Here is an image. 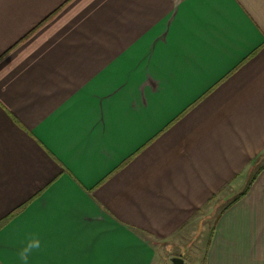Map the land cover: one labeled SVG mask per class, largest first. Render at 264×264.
I'll return each instance as SVG.
<instances>
[{"label": "crops", "instance_id": "obj_1", "mask_svg": "<svg viewBox=\"0 0 264 264\" xmlns=\"http://www.w3.org/2000/svg\"><path fill=\"white\" fill-rule=\"evenodd\" d=\"M260 160L264 0H0V264H264Z\"/></svg>", "mask_w": 264, "mask_h": 264}, {"label": "rangeland", "instance_id": "obj_2", "mask_svg": "<svg viewBox=\"0 0 264 264\" xmlns=\"http://www.w3.org/2000/svg\"><path fill=\"white\" fill-rule=\"evenodd\" d=\"M262 163L263 162H261L260 160V163H257V166L254 165L253 172ZM210 225L212 226V222L211 224H208V226ZM208 234H209V230L202 232L201 236H199L197 239L193 241V246L189 247L187 251H183L182 255L185 257L187 264H205L206 253H205L204 248L208 242ZM170 262L171 261L169 259V263Z\"/></svg>", "mask_w": 264, "mask_h": 264}, {"label": "trees", "instance_id": "obj_3", "mask_svg": "<svg viewBox=\"0 0 264 264\" xmlns=\"http://www.w3.org/2000/svg\"><path fill=\"white\" fill-rule=\"evenodd\" d=\"M263 167H264V164H261L257 167V169L251 174V176L247 180V183L242 188V190L237 193L236 197L226 207L230 206L233 202L237 201L239 198H241L248 192V190L250 189L251 185L253 184L254 180L256 179L260 171L263 169Z\"/></svg>", "mask_w": 264, "mask_h": 264}, {"label": "clouds", "instance_id": "obj_4", "mask_svg": "<svg viewBox=\"0 0 264 264\" xmlns=\"http://www.w3.org/2000/svg\"><path fill=\"white\" fill-rule=\"evenodd\" d=\"M39 247H40L39 241H36V242L32 243L24 253H22L21 258L25 261V264L27 261L28 252H30L33 248H39Z\"/></svg>", "mask_w": 264, "mask_h": 264}, {"label": "water", "instance_id": "obj_5", "mask_svg": "<svg viewBox=\"0 0 264 264\" xmlns=\"http://www.w3.org/2000/svg\"><path fill=\"white\" fill-rule=\"evenodd\" d=\"M170 261L171 264H187L185 258L182 256H173Z\"/></svg>", "mask_w": 264, "mask_h": 264}]
</instances>
